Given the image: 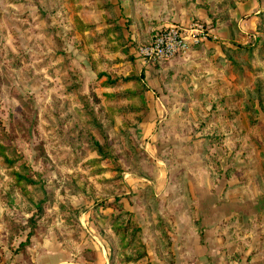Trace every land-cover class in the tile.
Instances as JSON below:
<instances>
[{"label": "rangeland", "instance_id": "374dc122", "mask_svg": "<svg viewBox=\"0 0 264 264\" xmlns=\"http://www.w3.org/2000/svg\"><path fill=\"white\" fill-rule=\"evenodd\" d=\"M77 2L0 0V264H264L263 42L221 45L202 94L140 45L83 58Z\"/></svg>", "mask_w": 264, "mask_h": 264}, {"label": "crops", "instance_id": "0c3cea01", "mask_svg": "<svg viewBox=\"0 0 264 264\" xmlns=\"http://www.w3.org/2000/svg\"><path fill=\"white\" fill-rule=\"evenodd\" d=\"M77 3L79 13L75 23H79V30L83 23H87L93 27V33L88 31L74 38L77 37L82 46L79 51L85 54L83 58L95 64H99V61L109 64L119 60L128 61L135 56L132 45L148 44L163 27H188L195 21L206 23L209 40H204L201 45H193L189 52L164 64L166 70H170L168 76L173 75L175 84L184 86L182 78H185L189 86L192 85L191 89L202 94L207 91L201 90V86L197 87L195 80L202 84L204 74L213 71L209 61L215 56L216 66L217 62L224 60V46L234 52L237 49L235 42L245 45L256 36V41L264 45V0H78ZM92 61L88 64L94 67ZM214 69L218 71L217 67ZM100 71H105V68ZM192 104L196 105V102ZM89 248L91 252L79 250L73 254L61 250L59 255H49L39 250L36 256H32L33 264H104L102 257L107 258L106 252L103 250L101 254L96 245ZM92 254L94 262L89 258Z\"/></svg>", "mask_w": 264, "mask_h": 264}, {"label": "built area", "instance_id": "2783aa9c", "mask_svg": "<svg viewBox=\"0 0 264 264\" xmlns=\"http://www.w3.org/2000/svg\"><path fill=\"white\" fill-rule=\"evenodd\" d=\"M206 39L207 33L198 22L188 27L171 25L158 30L148 44L138 47L137 53L145 62H167Z\"/></svg>", "mask_w": 264, "mask_h": 264}]
</instances>
